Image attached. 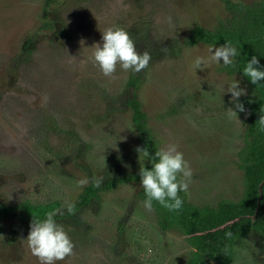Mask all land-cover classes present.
I'll return each instance as SVG.
<instances>
[{
  "label": "rangeland",
  "instance_id": "obj_1",
  "mask_svg": "<svg viewBox=\"0 0 264 264\" xmlns=\"http://www.w3.org/2000/svg\"><path fill=\"white\" fill-rule=\"evenodd\" d=\"M258 0H0V210L22 202H58L55 219L75 243L57 264H184L190 248L175 229L161 231L145 210L140 172L151 158L137 151L133 96L145 114L155 150L178 145L193 171L183 200L214 207L236 201L243 188L237 152L248 111L235 109L223 61L196 69L218 45H186L194 25L227 21L225 3ZM125 29L152 56L139 73L117 67L105 77L88 58L102 31ZM134 86L130 85V81ZM218 85H224V93ZM242 95V96H245ZM238 98V102L241 97ZM228 108L237 111L229 119ZM103 176L95 196L73 213L77 181ZM0 214V264H40L27 244L30 223ZM264 240L254 230L235 241L229 264H263Z\"/></svg>",
  "mask_w": 264,
  "mask_h": 264
},
{
  "label": "trees",
  "instance_id": "obj_2",
  "mask_svg": "<svg viewBox=\"0 0 264 264\" xmlns=\"http://www.w3.org/2000/svg\"><path fill=\"white\" fill-rule=\"evenodd\" d=\"M50 1L45 0V3ZM225 7L230 12L227 21L220 22L212 30L194 25L184 43L193 45L202 42L220 46L230 43L237 48L239 55L234 58L233 65L226 66V70L239 73L250 89L249 95L240 102L248 110V120L243 132L244 146L237 152L243 188L237 201L221 199L214 207L191 204L183 200L180 194L183 206L178 211H169L154 202L159 229L163 232L175 229L185 236L190 251L184 264H229L233 244L250 230L256 231L264 240V181L258 191V185L264 177V128L257 122L264 115V81L254 85L243 76V68L253 56L257 57L259 66L264 70V0L251 4L226 2ZM130 85L134 86L133 80ZM129 106L131 120L137 131V141L141 148H147L150 156H154L156 150L146 127L145 114L140 110L135 97L129 99ZM151 164L145 168L151 169ZM138 178L139 172L123 174L109 179L104 186L112 187L117 182ZM100 188L103 186L95 187L89 182L82 189L79 200L71 204L74 205V211L95 196ZM141 196L146 199L144 192ZM58 206L56 201L46 204L25 201L14 207L2 206L0 214L18 209L19 212L13 213V216L31 224L33 218L43 219L46 213L55 211ZM255 209V218L251 219Z\"/></svg>",
  "mask_w": 264,
  "mask_h": 264
},
{
  "label": "clouds",
  "instance_id": "obj_3",
  "mask_svg": "<svg viewBox=\"0 0 264 264\" xmlns=\"http://www.w3.org/2000/svg\"><path fill=\"white\" fill-rule=\"evenodd\" d=\"M102 46L97 43L89 60L99 68L100 72L108 78L115 79L117 67L124 71L139 73L149 67L152 56L149 52H140L136 48L135 41L129 33L120 27H108L102 31ZM211 55L208 60L204 57H197L194 61L196 69L204 70L208 63L223 61L224 66H231L234 58L239 55L237 48L230 43L209 49ZM243 76L256 85L264 81V70L259 66V60L253 56L247 61L243 68ZM224 93V85H218ZM227 92L231 93L232 101L235 102V109L244 112V105L238 102V98L246 94V90L240 87L239 81H233L228 85ZM226 114L229 119L237 121V111L228 108ZM240 122V121H239ZM264 128V115L257 121ZM137 151L145 157H150L151 169L141 168L139 172L140 183L143 187L146 199L143 206L146 211L153 210V204L158 203L169 211H178L183 206V200L179 193L187 192L192 182L193 171L189 161L175 143H169L165 147L155 151L150 156L147 148H137ZM104 177H93L92 183L100 187ZM89 183L87 178L77 181V185L83 187ZM74 205L67 206V212L73 213ZM56 211H49L43 219H34L30 224V231L27 236V244L31 254L39 260L40 264H57L74 255L75 243L65 230L64 226L55 219ZM228 235H231L230 233Z\"/></svg>",
  "mask_w": 264,
  "mask_h": 264
},
{
  "label": "flooded vegetation",
  "instance_id": "obj_4",
  "mask_svg": "<svg viewBox=\"0 0 264 264\" xmlns=\"http://www.w3.org/2000/svg\"><path fill=\"white\" fill-rule=\"evenodd\" d=\"M188 34H189V33H188ZM188 34H187V35H188ZM197 43H199V42H197ZM201 43H202V42H201ZM193 45H195V44H193ZM218 46H220V45H218ZM223 69H224V72H225L226 74H233V73H234V74H237V75L241 78V80L246 84V86H247V95L241 97V99H240V101H239V102H241L242 98L248 96L249 93H250V89H249L248 84L244 81V79L242 78V76H241L239 73H237V72H235V71L228 72V71L226 70V66H223ZM244 108H245V107H244ZM245 109H246V108H245ZM246 110H247V109H246ZM247 111H248V110H247ZM243 146H244V145H243ZM243 146H242V147H243ZM242 147H241V148H242ZM241 148H240V149H241ZM240 149H239V150H240ZM240 170H241V169H240ZM241 192H242V191H241ZM227 200H228V199H227ZM230 201H231V200H230ZM236 201H237V200H236Z\"/></svg>",
  "mask_w": 264,
  "mask_h": 264
},
{
  "label": "water",
  "instance_id": "obj_5",
  "mask_svg": "<svg viewBox=\"0 0 264 264\" xmlns=\"http://www.w3.org/2000/svg\"><path fill=\"white\" fill-rule=\"evenodd\" d=\"M264 181V177H263V179H262V181L259 183V185H258V191H259V186L261 185V183ZM260 196V195H259ZM258 196V197H259ZM257 202H258V198H257ZM256 209H257V207H256ZM256 209L254 210V213H253V215L251 216V219H254L255 218V213H256Z\"/></svg>",
  "mask_w": 264,
  "mask_h": 264
}]
</instances>
